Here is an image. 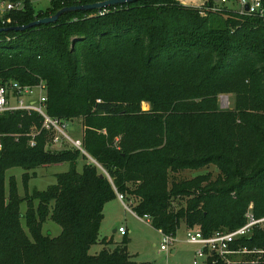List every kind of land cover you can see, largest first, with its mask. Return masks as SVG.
Instances as JSON below:
<instances>
[{"label": "trees", "instance_id": "1", "mask_svg": "<svg viewBox=\"0 0 264 264\" xmlns=\"http://www.w3.org/2000/svg\"><path fill=\"white\" fill-rule=\"evenodd\" d=\"M2 1L24 6L3 14L0 28L106 0H50L45 10ZM10 82L45 83L47 114L82 123L85 153L53 150L35 112L0 116V264H138L128 234L115 247L100 240L117 193L174 238L182 223L206 236L234 231L251 206L264 218V18L178 0L65 13L54 24L0 33V85ZM222 95L234 97L233 109L220 108ZM63 163L69 170L56 184L26 197L6 178L21 168L27 186L36 169ZM210 166L217 176L180 177ZM48 218L62 228L58 237L43 233ZM98 243L104 248L91 255ZM239 244L263 254L236 264H264V223Z\"/></svg>", "mask_w": 264, "mask_h": 264}, {"label": "rangeland", "instance_id": "2", "mask_svg": "<svg viewBox=\"0 0 264 264\" xmlns=\"http://www.w3.org/2000/svg\"><path fill=\"white\" fill-rule=\"evenodd\" d=\"M182 4H187L189 6L204 8L205 10H210L209 8L213 6L209 0H178ZM32 4L35 6L36 10H45L50 7V0H32ZM9 1L0 0V7L5 8ZM15 5L21 4L24 6L23 2H15ZM3 6V7H2ZM228 10L238 11L240 7L238 4L231 2L226 5ZM3 14L0 12V17ZM26 99V98H25ZM27 100V99H26ZM220 108L223 110H231L234 108V97L230 95H222L220 97ZM145 110L148 109L146 105L143 106ZM66 132L72 138L82 140L83 137V125L79 120L68 123ZM94 162V161H93ZM85 161L79 162V170ZM69 170V164H52L48 166H43L35 170V177H31L27 186L23 182V174L26 172L21 168H13L7 171L6 178L7 181L10 177L14 176L17 183L18 194L21 197H26V194L32 193L34 190L44 191L49 186L56 184V175L60 173L67 172ZM212 173L213 176L219 174V170L210 166L209 168H204L203 170L194 172H185L180 177L182 178H193L200 174ZM32 175L33 173L30 172ZM6 190H9V183H6ZM26 202L21 204V212L25 214L27 212ZM104 220L100 229V240L101 239H112L113 245L110 247H115L119 245L123 239V236L119 233H113L114 229H118L120 226L125 227L128 231L129 243L127 245L128 251L130 252L132 259L138 264H193L196 252L198 250L197 246L189 244L187 242V227L184 223L181 224L178 230L176 241L173 246L169 248L167 252L161 250V245L163 242V235L157 231L149 222L139 220L135 215L130 213L118 202L111 201L108 203L107 208L104 211ZM23 227L27 231L25 222L23 221ZM43 233L51 237H58L62 228L55 223L51 218H48L43 224ZM104 247L98 243L90 249V254L95 255L99 253ZM173 251H175L173 253ZM201 264L203 261L201 260Z\"/></svg>", "mask_w": 264, "mask_h": 264}, {"label": "built area", "instance_id": "3", "mask_svg": "<svg viewBox=\"0 0 264 264\" xmlns=\"http://www.w3.org/2000/svg\"><path fill=\"white\" fill-rule=\"evenodd\" d=\"M209 1L213 2V6L209 8L211 11H220L224 8L227 9L226 5L234 2L240 7V10L236 11L239 14L264 18V0ZM184 5L187 4L184 3ZM5 6L6 7L4 9L0 7V12L2 14H5L13 9L23 8L21 4L15 5L13 3L6 4ZM246 8H248V10H246ZM104 12H106V9L100 10V14H104ZM46 102L47 89L45 83L43 82L33 87L21 85L18 82H10L0 85V116L6 112L17 110L35 112L43 118L42 129L52 133L50 146L53 150H61L65 147H72L85 153L83 150L82 140L72 138L67 134L66 129L69 122L51 118L47 114ZM34 145L35 142L31 141V146ZM1 149L2 142L0 138V150ZM117 198L127 211L135 215L139 220L150 223L149 216L139 217L133 212L130 206L131 203L127 201L124 194L117 193ZM246 218V224L234 231H217L206 236L199 228L187 230V242L198 247L193 264H201V260L203 261V264H206L209 260H213V263L221 261L223 264H236L244 261L247 262V258L249 256L262 255V250H250L239 244L243 238H247L251 235L256 226L264 223V218L260 220H256L254 218L252 214V206L250 207ZM127 232L128 231L125 227L118 228V233L122 236L127 235ZM163 237L161 250L167 252L169 248L174 245L176 238L170 235H163ZM257 259L254 258L249 262L256 263L258 262Z\"/></svg>", "mask_w": 264, "mask_h": 264}, {"label": "water", "instance_id": "4", "mask_svg": "<svg viewBox=\"0 0 264 264\" xmlns=\"http://www.w3.org/2000/svg\"><path fill=\"white\" fill-rule=\"evenodd\" d=\"M141 0H106L102 2H97L90 5H80V6H72V7H65L57 11L54 15L46 18H42L39 20H35L31 22L30 24L24 25V26H15V27H9V28H0L1 32H8V31H24L29 28L37 27L40 25H48V24H54L58 22L60 17L64 15L65 13L69 12H78V11H94V10H104L109 7H114L118 5H124L129 3H135ZM248 10V8H246ZM103 177V175H101ZM114 233H117V229L113 231Z\"/></svg>", "mask_w": 264, "mask_h": 264}, {"label": "crops", "instance_id": "5", "mask_svg": "<svg viewBox=\"0 0 264 264\" xmlns=\"http://www.w3.org/2000/svg\"><path fill=\"white\" fill-rule=\"evenodd\" d=\"M114 202H118V203H120L121 205H123L119 200H118V198L117 199H115L114 200ZM107 205H108V203L106 204V206H105V209L107 208ZM124 207V206H123ZM105 211V210H104ZM105 216V215H104ZM120 227H122V226H120ZM119 227V228H120ZM115 230V229H114ZM114 233V232H113ZM117 233H118V229H117ZM127 234H128V232H127ZM175 251H173V253H174Z\"/></svg>", "mask_w": 264, "mask_h": 264}]
</instances>
